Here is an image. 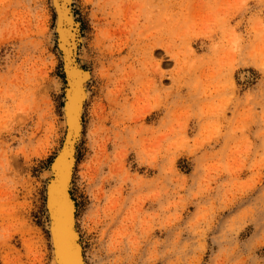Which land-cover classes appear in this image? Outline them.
<instances>
[{"label":"rangeland","instance_id":"obj_1","mask_svg":"<svg viewBox=\"0 0 264 264\" xmlns=\"http://www.w3.org/2000/svg\"><path fill=\"white\" fill-rule=\"evenodd\" d=\"M75 5L87 63L101 27L119 64L121 102L109 123L88 103L97 131L78 152L90 263L109 228L114 264H264V0ZM55 24L51 0H0V264H52L43 172L65 133ZM90 212L108 214L93 231Z\"/></svg>","mask_w":264,"mask_h":264},{"label":"bare ground","instance_id":"obj_2","mask_svg":"<svg viewBox=\"0 0 264 264\" xmlns=\"http://www.w3.org/2000/svg\"><path fill=\"white\" fill-rule=\"evenodd\" d=\"M51 2L56 13L55 44L61 55L64 76L63 80H59L57 90L63 97L65 127L61 147L47 170L43 172L46 182L45 207L47 228L52 244V264H91L86 239L79 226L81 203L75 194V176L81 169L78 152L85 132L88 131L90 137L97 131L94 122L86 128L85 112L88 103L92 101L91 116L94 121L109 123L111 114L121 102L120 94L109 89L112 77L111 66L119 64L115 60L116 53L112 51L115 50L113 37L100 27L94 41L96 58L93 69L85 57L88 37L84 32L81 17L76 11V0H51ZM154 48L151 51L152 56L155 52H160ZM111 60L116 63H112ZM159 65L156 63V66ZM95 81L94 90L97 95L91 99ZM95 216L98 217L97 220ZM105 217H108L107 213L90 212V231L94 228L92 222L104 224ZM98 245L100 246L98 250H95L94 245L91 250L94 264H114L110 258L114 255L118 244L109 228L102 229Z\"/></svg>","mask_w":264,"mask_h":264},{"label":"water","instance_id":"obj_3","mask_svg":"<svg viewBox=\"0 0 264 264\" xmlns=\"http://www.w3.org/2000/svg\"><path fill=\"white\" fill-rule=\"evenodd\" d=\"M64 145H65V143H64ZM81 261V260H80Z\"/></svg>","mask_w":264,"mask_h":264}]
</instances>
